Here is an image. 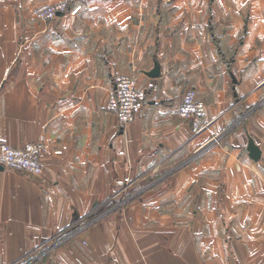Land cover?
I'll return each instance as SVG.
<instances>
[{"label":"crops","instance_id":"obj_1","mask_svg":"<svg viewBox=\"0 0 264 264\" xmlns=\"http://www.w3.org/2000/svg\"><path fill=\"white\" fill-rule=\"evenodd\" d=\"M40 1L0 0V141L46 149L0 169V264H264V0ZM115 75L147 89L125 125Z\"/></svg>","mask_w":264,"mask_h":264},{"label":"built area","instance_id":"obj_2","mask_svg":"<svg viewBox=\"0 0 264 264\" xmlns=\"http://www.w3.org/2000/svg\"><path fill=\"white\" fill-rule=\"evenodd\" d=\"M79 9V5L69 7L57 3L52 6H39L33 11V14L42 22L47 23L67 12L74 15ZM152 87L153 83H148L147 88ZM107 96L106 110L116 115L120 125L134 121L148 98L147 89L139 88L131 75L113 76L112 86ZM177 108L179 116L191 122L195 129L200 130L203 127L201 121L206 114V107L197 99V93L193 88H188L184 92ZM45 150V143L41 139L28 142L22 147H11L0 141V167L41 177L43 175L42 160ZM124 200L119 203H123Z\"/></svg>","mask_w":264,"mask_h":264},{"label":"rangeland","instance_id":"obj_3","mask_svg":"<svg viewBox=\"0 0 264 264\" xmlns=\"http://www.w3.org/2000/svg\"><path fill=\"white\" fill-rule=\"evenodd\" d=\"M70 0H44V1H40V2H38L36 5H33L32 7H31V9H32V14H33V11L37 8V7H39V6H42V5H50V6H52V5H54V4H57V3H62V4H64V5H66V6H72L71 5V3L69 2ZM80 6V5H79ZM68 13V12H67ZM66 13V14H67ZM33 17L38 21H41L39 18H36L35 16H34V14H33ZM42 22V21H41ZM207 146H205L204 148H202L201 150H199V151H204L205 150V148H206Z\"/></svg>","mask_w":264,"mask_h":264},{"label":"water","instance_id":"obj_4","mask_svg":"<svg viewBox=\"0 0 264 264\" xmlns=\"http://www.w3.org/2000/svg\"><path fill=\"white\" fill-rule=\"evenodd\" d=\"M150 75H152V76L157 75V71L154 70L153 72L150 73ZM247 150H249V155H250L251 158L257 160L260 157V150L254 144V141H253V139L251 137L249 138V143H248ZM0 169H2V167H0Z\"/></svg>","mask_w":264,"mask_h":264},{"label":"trees","instance_id":"obj_5","mask_svg":"<svg viewBox=\"0 0 264 264\" xmlns=\"http://www.w3.org/2000/svg\"><path fill=\"white\" fill-rule=\"evenodd\" d=\"M109 205H110L109 203L105 204L102 208H100L96 212H94V215H92L91 217L101 214L105 209H107L109 207Z\"/></svg>","mask_w":264,"mask_h":264}]
</instances>
